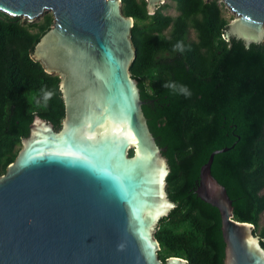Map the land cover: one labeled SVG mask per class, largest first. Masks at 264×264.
I'll return each mask as SVG.
<instances>
[{
	"label": "water",
	"instance_id": "water-1",
	"mask_svg": "<svg viewBox=\"0 0 264 264\" xmlns=\"http://www.w3.org/2000/svg\"><path fill=\"white\" fill-rule=\"evenodd\" d=\"M165 1L146 0L148 13ZM222 2L237 14L226 40L263 42L264 0ZM47 9L53 22L31 57L59 76L64 117L56 129L33 116L0 175V264H189L158 256L155 228L177 205L130 70L133 18L122 0H0L1 11L30 21ZM232 146L213 149L191 186L219 211L222 264H264L254 224L234 219L232 200L211 172L214 155Z\"/></svg>",
	"mask_w": 264,
	"mask_h": 264
},
{
	"label": "trees",
	"instance_id": "trees-1",
	"mask_svg": "<svg viewBox=\"0 0 264 264\" xmlns=\"http://www.w3.org/2000/svg\"><path fill=\"white\" fill-rule=\"evenodd\" d=\"M146 5L122 0L134 20L130 70L149 128L164 148L166 191L177 205L155 228L158 256L222 264L219 211L196 199L191 185L213 149L233 145L214 155L211 172L232 200L234 219L254 224L264 247V42L226 40L230 20L219 0H167L152 14ZM170 6L176 14L165 12ZM52 13L30 21L0 10V175L17 156L33 116L56 129L64 117L59 76L31 57Z\"/></svg>",
	"mask_w": 264,
	"mask_h": 264
},
{
	"label": "rangeland",
	"instance_id": "rangeland-1",
	"mask_svg": "<svg viewBox=\"0 0 264 264\" xmlns=\"http://www.w3.org/2000/svg\"><path fill=\"white\" fill-rule=\"evenodd\" d=\"M166 1H167V0H166ZM166 1H165V2H166ZM219 2L222 3V5H223L222 7H223V14H224V16H225L226 18H228V19L230 20V22H231L234 18H236L237 14H236L233 10H231V8H229L228 6H226V5L222 2V0H219ZM159 4H160V3H159ZM159 4H158V5H159ZM47 11H50V10L47 9ZM50 12H51V11H50ZM165 12H166V13H169V14H172V15H174V14L177 13L173 6H170L169 8H167V9L165 10ZM42 14H43V13H42ZM42 14H41V15H42ZM41 15H39V17H41ZM19 17L24 18V16H19ZM39 17H38V18H39ZM189 36H190L191 38H194V37H195V32H194L193 30H190V32H189ZM263 42H264V40H263ZM17 148H19V149L21 148V143H20V145L17 146ZM263 224H264V212L261 213V215H260L259 226L261 227Z\"/></svg>",
	"mask_w": 264,
	"mask_h": 264
},
{
	"label": "clouds",
	"instance_id": "clouds-1",
	"mask_svg": "<svg viewBox=\"0 0 264 264\" xmlns=\"http://www.w3.org/2000/svg\"><path fill=\"white\" fill-rule=\"evenodd\" d=\"M165 86L168 87L169 85H165ZM182 91L187 92V90L186 89H183V88H182Z\"/></svg>",
	"mask_w": 264,
	"mask_h": 264
}]
</instances>
